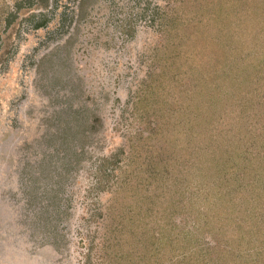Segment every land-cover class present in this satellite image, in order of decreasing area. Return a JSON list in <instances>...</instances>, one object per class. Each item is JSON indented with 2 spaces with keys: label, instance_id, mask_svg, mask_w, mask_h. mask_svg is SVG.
Masks as SVG:
<instances>
[{
  "label": "rangeland",
  "instance_id": "374dc122",
  "mask_svg": "<svg viewBox=\"0 0 264 264\" xmlns=\"http://www.w3.org/2000/svg\"><path fill=\"white\" fill-rule=\"evenodd\" d=\"M254 2L0 0V264H260L264 180L244 202L238 157L210 179L223 162L186 120L238 81L217 136L262 111L264 68L216 64L241 61L255 23L245 37L226 21Z\"/></svg>",
  "mask_w": 264,
  "mask_h": 264
},
{
  "label": "trees",
  "instance_id": "16d2710c",
  "mask_svg": "<svg viewBox=\"0 0 264 264\" xmlns=\"http://www.w3.org/2000/svg\"><path fill=\"white\" fill-rule=\"evenodd\" d=\"M257 1H261V0H255L254 2V7L251 8V12L249 11V14L247 16V18L245 16L244 20L239 17V16H234L232 15V17L227 20L226 22L227 25L229 26L228 29L225 31V34H227L228 32H232L233 34H236V36H238L239 34H242V36H245V34L243 33V30L245 31L248 26H247V22L248 24L251 23L252 25L255 23V31L248 29L246 33H248L249 37L247 38L246 36V41L248 42V45L244 46V49H242L241 51H237V49H234V53H238V55H240L241 57V61L238 62V65L236 67H231L228 68L226 66V64L223 63V54H225V51H223L221 54L222 56H218V58H221V64L218 62L217 67L223 68V69H233V72H236L235 75L239 77H243L246 75L243 71L244 70H249L250 69V74L256 73L257 70L259 69H263L264 67H262L261 65L264 64V60L262 58V53L261 51V47L258 45L259 40H257L256 44L253 46L252 41L253 39H257L260 36L257 34V32L259 34H263L264 35V9L262 10V7H264V5H257ZM262 6V7H261ZM259 7H261L260 11H257L256 9H258ZM260 9V8H259ZM238 14V13H237ZM228 15V14H227ZM247 21V22H245ZM257 29V32H256ZM234 30V31H233ZM203 33V32H202ZM220 34H223L222 31ZM223 34V35H225ZM261 38V37H260ZM243 41V39H242ZM264 41V40H262ZM220 65V66H219ZM241 71V73L239 72ZM243 74V76L241 75ZM215 77V76H214ZM232 80V79H231ZM211 81H216V78L211 79L210 76L207 75V77L205 76L203 79V83H207V82H211ZM259 85L261 87L264 86V79L262 80H258ZM239 82V81H238ZM237 82V83H238ZM237 83L232 87V91L230 93L229 90H226L227 88L224 89L223 95H225V98L227 99H222V98H209V97H205L204 99L206 100V105H202V107L189 115L188 119H186L188 122H191V124L188 125V131H192L194 134L199 135V141L202 142V150H203V155L206 156V154L210 156V152L208 153L209 149H212L213 151V159H217V160H222V164L220 165V169H218L217 171H215L212 174V177L210 176V179H214L216 178L215 176H217V174H222L223 172H232V168L230 166V163L232 162L233 164V168L235 167V161L237 160L236 157H238L239 159V164L238 162H236L239 168H244L247 170V173H249V177L245 178L237 187L235 188V191L239 190L241 191L240 188H243V192L242 194H244V197L241 198L244 202L250 201L252 197V195H248L245 194V192H247L251 186H254L255 183L252 182V178H258V185H255L254 188L258 189L260 187H263V181L264 180V107L261 106V112H259L256 116H253L250 113H246V110H243V114L242 117L245 120V123H240L238 124V121L236 122L237 125L239 126V130L237 131L235 130V127L232 128H226L221 131L220 136H217L220 129L223 127V125L221 126V128H217L216 125V120L220 118L221 115L224 114V112L226 111V106L224 107V105L226 103H228V100L232 101V99L235 96H238V93L240 94V90H242V86L241 83L239 85H237ZM242 96V94H241ZM228 97H230L228 99ZM259 98L261 99V96H259ZM258 98V99H259ZM224 100V101H222ZM246 100V98H245ZM224 107V108H221ZM244 109V108H243ZM231 118L232 116H227V118ZM176 118V117H175ZM182 118V117H181ZM226 118V119H227ZM254 118V120H253ZM256 118V120H255ZM178 119V118H176ZM178 123H180V119L177 120ZM225 121V120H224ZM229 122H233L235 123V121H229ZM227 123V121H226ZM176 125V129L178 130L179 128H181V124H175ZM160 127V126H158ZM156 127V128H158ZM155 128V129H156ZM173 129H175L173 127ZM190 129V130H189ZM157 131V129H156ZM186 131V132H188ZM182 133H175L174 135L176 136H181L185 135L188 136V133H186L185 131H182ZM185 132V133H184ZM226 133H230L231 136L230 137H225L224 135ZM241 135L240 139H238V141L235 138V136L237 135ZM234 137V138H233ZM240 142H245V145L250 144V146L254 149L256 147V145H259L260 148H257V153H254L255 156H251V152H249V147H238V144H240ZM233 152H235V156L232 155ZM205 161H209L207 159H204L203 162ZM216 173V174H215ZM232 178H227L225 180L226 184H231L232 185ZM213 182L215 183V181L213 180ZM211 189H209V192L207 194V198H213L215 196H213V191L216 190V186L213 187L212 185L210 186ZM213 187V188H212ZM240 187V188H239ZM253 188V189H254ZM237 192V193H238ZM218 196L222 199V202L219 203V208L223 210H221V215H223L225 212H228V215L231 213V211H233V208H235L236 204L234 201L232 202H226L227 200V194L226 192L220 191L219 193H217ZM240 195V194H238ZM251 198V199H249ZM246 199V200H245ZM241 202V203H244ZM215 203V204H214ZM237 203L238 200H237ZM211 204L216 207L217 202H211ZM233 207V208H232ZM210 209V208H209ZM239 210L243 213L241 215H244V213H247V210L245 208V212H243V210L241 208H239ZM220 213V211H219ZM264 213L262 212V214L257 213L256 218H255V222L256 224H253L256 228L260 227L262 229L263 225L260 224L262 221H264L263 219ZM261 218V219H260ZM260 219V221H259ZM260 222V223H259ZM260 225V226H257ZM239 228H242V225L239 224L238 225ZM255 229V228H254ZM260 264H264V257H262L260 255ZM196 262V261H195ZM194 264V263H193ZM259 264V262L257 263Z\"/></svg>",
  "mask_w": 264,
  "mask_h": 264
}]
</instances>
